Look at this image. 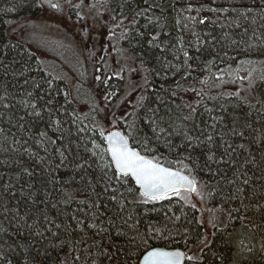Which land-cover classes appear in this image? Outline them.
Returning <instances> with one entry per match:
<instances>
[{"label": "snow or ice", "instance_id": "obj_1", "mask_svg": "<svg viewBox=\"0 0 264 264\" xmlns=\"http://www.w3.org/2000/svg\"><path fill=\"white\" fill-rule=\"evenodd\" d=\"M66 2L72 6L71 0ZM142 2L148 5V0ZM45 3L60 8L52 0ZM176 3L183 0L170 7ZM139 4L140 0L135 7L123 0L117 5L133 26L151 7L161 15L168 11L164 0L148 7ZM125 7L130 16L124 15ZM184 10L192 11L191 4ZM206 11L227 14L222 27L243 32H223L219 37L208 33L213 46L220 43L223 49L229 39L231 45L247 44L245 37H250L264 47V0H228V7ZM12 39L0 33V234L18 239L0 244V264L194 261L190 248L173 247L177 236L185 246L188 241L181 234V217L169 215L170 208L159 222H144L150 212L162 211L164 201L175 199L197 209L192 194L202 203L219 196L215 211L246 229L260 227L257 217L264 223V95L252 97L255 104L245 100L230 110L218 97L187 84L199 67L189 61L200 57L185 51L184 64L191 70L182 77L187 87L179 81L175 89L161 85L153 90L154 98L141 95L131 111H108L105 105V127L95 115L77 114L69 94L54 87L43 69L33 68L31 58L11 55L17 48ZM158 39L159 34L152 35L148 43L163 52ZM209 54L223 58L220 51ZM234 95L239 98L240 93ZM205 97L217 103L209 106ZM201 172L208 175L207 181L197 180L194 173ZM218 221L224 222L213 215L207 223L216 228ZM198 223L204 226L203 220ZM194 243L201 254L210 249L207 235H198ZM260 248L264 252V243Z\"/></svg>", "mask_w": 264, "mask_h": 264}, {"label": "trees", "instance_id": "obj_2", "mask_svg": "<svg viewBox=\"0 0 264 264\" xmlns=\"http://www.w3.org/2000/svg\"><path fill=\"white\" fill-rule=\"evenodd\" d=\"M96 1L99 11L105 5L111 14L113 25L111 38L114 37L117 45L111 46L114 55L113 62L109 64V70L99 69L100 66L95 61L92 63L94 75L90 82L94 86L92 89L99 100L95 99V104L86 106L82 101L72 98L69 80L63 76L54 75L47 64L42 63L37 52L31 49L29 43L19 39L14 30L19 24L30 21L34 16H39L44 9V0H0V33L6 37L11 35L12 42L17 45L11 55L16 56L19 53L25 59L31 58L29 62L33 68L43 69L45 78L50 79L54 87L58 88L61 93L66 91L69 94V99L72 100L71 108L76 109L77 114L95 115L96 120L102 124L104 120L101 109L105 105H107L108 111L119 113L125 107L131 111L132 106L141 95H149L150 98H154L153 90L158 91L161 85L164 88L175 89L176 82L179 81L180 84L187 87L182 77L191 70L184 64L183 54L185 51L190 56L198 55L200 57L199 60L189 61L193 67L196 65L199 67H196V70L191 73L187 84L197 90L203 89L207 96L218 97V102H223L225 107L230 110L234 109L236 105L243 104L245 100L255 104L256 101L252 97L264 95V47L258 46L257 42L250 37H245L248 40L247 44L231 45L229 39L223 42V49H221L220 43L213 46L207 38L208 33L219 37L223 32L237 31L243 35L242 30L222 27L227 22V14L206 11L208 7L221 5L228 7V0H216L215 4L212 3V0H183L182 4L176 3L175 8L170 7L175 0H164V6L168 8V11L161 15L159 9L151 7L145 16L137 17L138 23L134 26L121 15V9L117 7L118 4L123 3V0ZM131 2L135 7L136 0H131ZM156 3H161V0H148V5ZM189 3L193 10H184ZM148 5L143 4L140 0V7H148ZM201 5L204 7L201 8ZM197 8L201 10L196 11ZM73 9L77 12L76 6ZM123 12L126 16L131 15L126 7ZM204 18L207 22L200 24L199 20ZM149 19L153 23L149 24ZM6 21H11V24ZM212 21H216V23L213 24ZM138 32L143 35H138ZM155 34H159L156 43L161 45L164 49L163 52L161 48L148 43L151 36ZM198 48L203 51L198 53ZM215 51H220L223 58H215L214 55L209 54ZM224 52H227L228 55L224 56ZM121 56L125 57L127 61L122 60ZM176 69H180V71L177 72ZM97 77L99 79H96ZM215 77H221V79L217 81ZM200 81H205V83L202 84ZM236 92L240 93L239 98L234 95ZM189 95L192 94L189 93ZM105 96H107V100L104 99ZM58 99L62 100L63 96L61 95ZM205 99L207 100V97ZM207 103L212 106L217 101L207 100ZM235 110L241 111L242 109L236 108ZM11 139L12 137L9 136V142ZM194 175L198 181L209 179L205 172L194 173ZM192 197V203L199 199L195 194ZM218 200L219 196L216 199L205 201L207 208L214 210L210 213H215L224 222L218 221L217 227H212L207 236L210 249H206L203 254L199 252L197 244L194 243L198 235L201 238L206 235L204 227L198 223L200 221L198 207V210L193 209L183 201L175 199L171 202L164 201L162 211L159 213L150 212L144 222L147 223L148 220L159 222L163 217V212L169 208L172 210L169 215L175 213L180 216L181 221L178 223L181 234L187 239L188 244L185 246L184 240L177 236L178 243H174L173 247H179L185 251L190 248L189 255L197 257L196 260L187 261L186 264H201V256L202 264H233V260H239L240 264H264V259H262L264 252L260 248L261 243H264V240L261 239L264 236V232L261 231V228H264V223L257 217L256 224L260 227L248 225L246 229L241 226L240 221L229 222L222 213L215 211L219 208ZM261 203H264V200ZM70 207L75 208L76 204L70 203ZM147 207H151V205ZM157 207L160 206L157 205ZM185 229H187L186 232ZM9 231L13 230L9 229ZM0 236H2L0 244L5 241L12 243L14 239H18L14 235L11 239L3 234ZM249 247L254 248L252 253L248 252Z\"/></svg>", "mask_w": 264, "mask_h": 264}, {"label": "rangeland", "instance_id": "obj_3", "mask_svg": "<svg viewBox=\"0 0 264 264\" xmlns=\"http://www.w3.org/2000/svg\"><path fill=\"white\" fill-rule=\"evenodd\" d=\"M95 1L71 0L72 6H69L66 0H52L60 4L59 9H53L44 0V9L39 16L14 29L18 38L29 43L54 75L69 80L72 98L86 106L95 104V99L99 100L90 82L94 75L92 63L96 62L99 69L110 68L114 55L111 46L117 45L114 37L111 38V14L105 5L99 11ZM121 59L126 60L122 56ZM102 124L107 127L105 121ZM193 203L200 209V220L204 221L208 236L212 227L207 221L216 214H211L205 202L199 199Z\"/></svg>", "mask_w": 264, "mask_h": 264}, {"label": "water", "instance_id": "obj_4", "mask_svg": "<svg viewBox=\"0 0 264 264\" xmlns=\"http://www.w3.org/2000/svg\"><path fill=\"white\" fill-rule=\"evenodd\" d=\"M180 250L185 251V250H183V249H180ZM185 264H186V261H185Z\"/></svg>", "mask_w": 264, "mask_h": 264}, {"label": "flooded vegetation", "instance_id": "obj_5", "mask_svg": "<svg viewBox=\"0 0 264 264\" xmlns=\"http://www.w3.org/2000/svg\"><path fill=\"white\" fill-rule=\"evenodd\" d=\"M186 263H187V261H186Z\"/></svg>", "mask_w": 264, "mask_h": 264}]
</instances>
